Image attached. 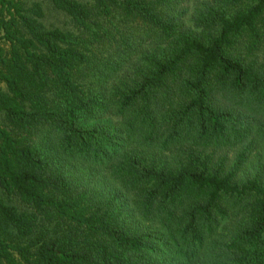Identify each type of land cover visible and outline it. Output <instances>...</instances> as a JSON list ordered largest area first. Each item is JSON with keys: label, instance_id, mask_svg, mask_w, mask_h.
I'll use <instances>...</instances> for the list:
<instances>
[{"label": "trees", "instance_id": "16d2710c", "mask_svg": "<svg viewBox=\"0 0 264 264\" xmlns=\"http://www.w3.org/2000/svg\"><path fill=\"white\" fill-rule=\"evenodd\" d=\"M45 1L0 0V264H264V0Z\"/></svg>", "mask_w": 264, "mask_h": 264}, {"label": "rangeland", "instance_id": "374dc122", "mask_svg": "<svg viewBox=\"0 0 264 264\" xmlns=\"http://www.w3.org/2000/svg\"><path fill=\"white\" fill-rule=\"evenodd\" d=\"M27 4L31 5L34 2H40L45 10L46 16L44 21L45 26L48 29L51 28H62L64 30H73V25L71 23L70 18L62 12L57 11L48 1L45 0H24ZM238 150L236 148H232L229 150L228 157H229V164H232ZM13 204L18 205L21 207L22 205L19 204L18 201L14 200L11 201Z\"/></svg>", "mask_w": 264, "mask_h": 264}]
</instances>
